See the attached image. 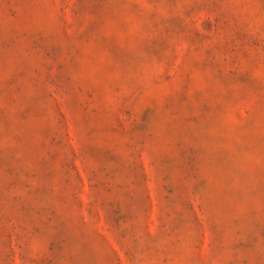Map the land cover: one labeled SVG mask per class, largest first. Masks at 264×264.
Returning <instances> with one entry per match:
<instances>
[{
	"label": "rangeland",
	"instance_id": "obj_1",
	"mask_svg": "<svg viewBox=\"0 0 264 264\" xmlns=\"http://www.w3.org/2000/svg\"><path fill=\"white\" fill-rule=\"evenodd\" d=\"M0 264H264V0H0Z\"/></svg>",
	"mask_w": 264,
	"mask_h": 264
}]
</instances>
